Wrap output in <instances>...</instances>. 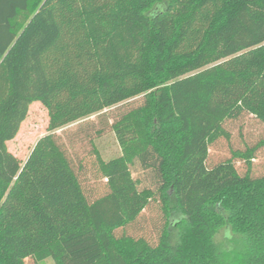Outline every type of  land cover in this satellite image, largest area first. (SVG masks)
<instances>
[{
	"label": "trees",
	"instance_id": "16d2710c",
	"mask_svg": "<svg viewBox=\"0 0 264 264\" xmlns=\"http://www.w3.org/2000/svg\"><path fill=\"white\" fill-rule=\"evenodd\" d=\"M86 1L111 13L102 41ZM207 1L0 0V264H264L259 145L207 164L230 136L227 119L264 123V0H222L189 49L182 38ZM119 80L142 81L143 101L111 124L121 155L95 149L109 192L90 201L56 131L103 112L102 90ZM33 102L48 111V133L22 162L8 143ZM148 154L158 185L140 188L132 166ZM132 187L145 200L135 212ZM153 200L164 216L156 245L116 234Z\"/></svg>",
	"mask_w": 264,
	"mask_h": 264
},
{
	"label": "rangeland",
	"instance_id": "374dc122",
	"mask_svg": "<svg viewBox=\"0 0 264 264\" xmlns=\"http://www.w3.org/2000/svg\"><path fill=\"white\" fill-rule=\"evenodd\" d=\"M82 1V0H81ZM84 1V0H83ZM89 10L90 29L96 33H109L113 28L111 13L100 10L91 1H86ZM104 3H106L104 1ZM101 3L103 7L106 5ZM222 0H208L200 8L196 19L185 32L182 42L188 43V48L194 46V39L202 36L208 22L216 10L221 6ZM109 8V7H108ZM111 9V8H110ZM98 34V33H96ZM99 41L103 40L100 33ZM196 41V40H195ZM179 49V47L177 48ZM101 69L105 67L103 55L101 56ZM135 75L133 77H136ZM137 78V77H136ZM138 79L139 76H138ZM141 81V80H139ZM130 83L132 88L127 89L129 82L117 81L111 89H103L102 94L105 100V110L100 114L71 123L56 131V137L62 148L65 150L72 167L79 176L84 191L90 201L106 195L109 192L107 179L103 177L97 160V153L104 160H110L121 155L122 148L116 138L111 124L124 111L139 106L143 101L144 84ZM49 114L47 109L40 102H33L29 107L27 118L22 122L17 136L9 141L8 147L22 162H25L35 147L38 140L48 133ZM224 127L229 133V138L221 137L209 148L207 164L210 168L233 157V151H245L247 148L259 145L252 158V176L264 174V123L257 117L247 112L238 118L227 119ZM157 160L153 154L140 157L132 166V174L135 179L141 182L140 188H155L158 185V173L156 171ZM235 166L239 173L245 174L248 171L244 160L235 159ZM137 188H129L125 195L129 198L132 207L128 210L135 212L141 208L144 201L137 197ZM164 216L158 200H153L142 210L138 218L125 228L116 231L117 235L128 234L136 238L143 237L151 244L156 245L162 232ZM28 264H36L29 259ZM39 264H56L52 258H47Z\"/></svg>",
	"mask_w": 264,
	"mask_h": 264
}]
</instances>
